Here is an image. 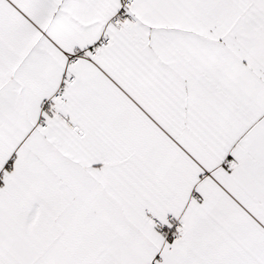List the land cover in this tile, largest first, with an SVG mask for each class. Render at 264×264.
Returning <instances> with one entry per match:
<instances>
[{
  "label": "snow or ice",
  "instance_id": "1",
  "mask_svg": "<svg viewBox=\"0 0 264 264\" xmlns=\"http://www.w3.org/2000/svg\"><path fill=\"white\" fill-rule=\"evenodd\" d=\"M0 264H264V0H0Z\"/></svg>",
  "mask_w": 264,
  "mask_h": 264
}]
</instances>
